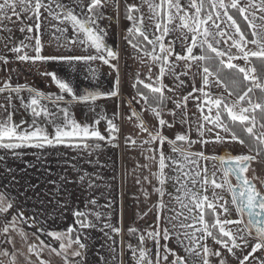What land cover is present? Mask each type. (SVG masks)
I'll list each match as a JSON object with an SVG mask.
<instances>
[{
    "label": "snow or ice",
    "instance_id": "obj_1",
    "mask_svg": "<svg viewBox=\"0 0 264 264\" xmlns=\"http://www.w3.org/2000/svg\"><path fill=\"white\" fill-rule=\"evenodd\" d=\"M109 5L119 11V0H70V3H64L63 0H0V32L8 33L4 47L7 51L15 53L16 59L20 62H31L33 65L57 61L71 66L74 62L89 63L99 60L118 71L116 65L111 63L118 59V55L105 43L104 36L107 32L100 25V21L111 19L105 13ZM145 5L148 8L147 15L142 10ZM124 10L125 19L131 22V27L127 28L131 38H125L138 54V58H147L152 62L148 66L149 74L145 79H140V74H136L137 80L132 85L136 89V96L139 97L136 103L143 101L145 110H150L160 126L155 131L150 130L134 108L128 116L129 120L132 117L136 118L138 121L136 127L140 132L147 133L144 144L149 147L143 148V145H137L132 135L125 136V145L141 147L142 154L151 153L144 155V159L155 163L158 170L152 172L150 164H137V167L148 168L150 175L159 185V187L153 186L154 191L159 195L155 205L157 209L155 229L147 231L146 235L141 233L137 237L139 241L137 246L127 245L134 264H190V257L193 255L200 258L196 264H212L210 258L213 256L218 258V264H229L222 251H214L206 243H202L209 238L238 264H264V255H257L264 253V176L257 174L252 167L257 157L264 156V103L254 102L250 96V93L256 89L264 93V82H261L260 77L256 75V68L253 65L254 60L264 63V0H188L186 7L181 0H159V3L156 0H141L139 5L124 0ZM44 20L55 21L50 23L49 27L53 29L51 35L60 47L66 46L60 43L63 36L67 45L84 46L85 50L94 49L95 54L43 55ZM240 20L244 21L247 29L241 27ZM26 21H34V23ZM16 22L22 25L19 28L21 33L26 31L31 34L25 36V40L34 41V44L20 41L19 46L8 47L13 32V28L8 25ZM69 26L72 30L71 37L64 35L68 32ZM57 33L61 35L58 36ZM176 33L178 35L173 39L172 35ZM177 41L181 45L180 52L175 50ZM29 48L34 55L24 51ZM197 48L200 50L199 53L194 51ZM241 60L244 62L243 65L236 63ZM214 61H218V64L224 68L240 73L243 81L246 82V90L242 94L228 92L229 97L235 96L234 100L223 96L217 97L212 93L213 79L217 86L223 84L218 72L210 70V65ZM0 62L7 65L10 61L7 56L0 55ZM153 66L159 69L154 80ZM195 67H199L202 71H193ZM177 68L181 71L177 72ZM91 73L95 76V69H91ZM40 74L51 78L52 83L59 89L58 94H46L26 85L13 86L10 79L0 82V96L3 97L0 100V109L4 113L3 118H0V149L7 150L15 156L18 149L43 150L64 146L82 149L91 155L100 147L99 143L89 144L91 140L107 141L113 147L118 146L113 142L118 140L122 129L114 119L99 115L93 124H82L73 119L68 107H63L62 104L70 105L76 102L94 105L102 96L119 97V77L116 80V87L108 93L90 91L77 95L71 84L56 73L41 72ZM189 75L193 78V86L191 91L181 97L177 92V89L185 86V81L181 77ZM198 75L201 84L196 87L194 81ZM165 76L175 78L173 87L163 82ZM232 83L237 82L234 80ZM141 85L151 93V96L140 91ZM25 91L29 94L27 100L21 95ZM66 96L71 99H66ZM16 100H19L20 107L32 116V122L26 128L23 127L27 124L26 120H21L20 124L13 120ZM169 100L175 106L173 109H168L169 113L174 118L179 115L181 123L190 126L188 133L177 134L174 140H169L160 130L165 126L169 128L173 126L162 116L167 108L166 101ZM189 100L195 102L199 113L194 121L188 116ZM41 101H47V104ZM52 108L55 111H52ZM114 116L118 117L119 112L114 113ZM41 118L52 126V132L39 126ZM61 118L63 122L59 123ZM101 119L107 122V137L95 126ZM192 123L196 124L198 139L195 140L191 139L190 135ZM237 123L243 127V131L256 146L247 143L236 133L234 125ZM226 142L246 146L249 153L255 151V155L241 153L209 156L205 151H191L194 144H199L203 148L209 143ZM165 143L170 144L171 151L177 155H167L163 150ZM157 152H159L158 159ZM201 161H204L203 165ZM209 161L215 162L211 170L208 168ZM85 180L89 189L98 187L86 172L79 177L80 183H84ZM143 180L151 183L148 176L143 177ZM170 181L174 184L176 194L173 195L171 192L167 194L176 202L178 208H169L163 199L166 194L165 186ZM14 182H16L15 176L3 186L7 188ZM136 183L142 184L143 181L137 178ZM226 194L231 197L230 200L226 198ZM148 195V192H144L145 199ZM17 196H25L27 199L24 192L18 193ZM89 203L95 205L96 200L91 199ZM108 207H111V204ZM165 210L173 212L174 215H163ZM233 211L237 218H233ZM73 215L77 218L78 228L69 226L64 231L37 229L40 234L59 242L58 249L45 240H40L39 245H27L28 253L35 255L39 264H49V261L41 258L45 250L63 255L65 264H79V261L69 260V249H72L70 255L73 258L85 259L82 250L86 245L81 241L80 234L73 236V233H78L82 229L96 228L97 224L93 223L89 216H95L99 221L102 214L76 210ZM144 215L148 213L145 212ZM209 215L212 217L211 222L206 219ZM9 216L11 219L8 218ZM34 220L35 217H29L24 213L7 192H0V256L11 257L7 264H16L15 252H10L2 245L11 244L15 249L11 232L17 230V222L32 226ZM110 220L109 215L108 221ZM162 221L163 227H161ZM168 224H171V229L167 227ZM177 229L184 231L177 232ZM99 230L104 231L107 239L113 241L109 246L112 253L111 264H125L123 258H118L123 256V250L117 251L114 239V236L121 234V228L105 222ZM138 231L136 228L128 229V233L134 236ZM21 235L25 237L27 243L26 234L21 232ZM33 235L36 233L34 232ZM173 236L178 241L181 236L188 241L186 247L181 241L187 256H180L169 248L167 242ZM37 239L40 237L37 236ZM161 239L165 241L163 245L160 243ZM148 240L154 242L155 259L152 250L146 247ZM250 241L254 242L250 243ZM249 248L250 251H247ZM238 251L241 255H237ZM170 256L171 260H169ZM101 260L103 264H109V261L104 260L103 257Z\"/></svg>",
    "mask_w": 264,
    "mask_h": 264
},
{
    "label": "crops",
    "instance_id": "obj_2",
    "mask_svg": "<svg viewBox=\"0 0 264 264\" xmlns=\"http://www.w3.org/2000/svg\"><path fill=\"white\" fill-rule=\"evenodd\" d=\"M63 2L70 3V0H63ZM119 2V11L109 5L105 9V13L107 16H110L111 19L102 20L111 21L109 27H104L107 32V35L104 36V41L118 55L117 60L111 61V63L116 65L118 71L113 70L99 60L89 63L74 62L71 66L68 63L57 61H49L42 65L39 63L33 65L31 62H20L16 59L15 53L7 51L4 47L5 37L8 36V33L0 32V55L7 56L10 61L7 65L0 62V82L10 79L13 86L17 84L26 85L46 94H58L59 89L52 83L51 78L40 74L41 72H54L61 79L69 82L76 94L80 95L90 91L108 93L116 87L117 77H119L120 81L118 85L119 97L102 96L95 101L94 105L92 103L76 102L70 104L81 108L84 107V111L86 110L85 115H89L91 109H96L101 115L107 118L109 116L111 119L113 118L115 120V116L109 114V110L106 106L111 101L114 102V100L117 99V105L119 106L118 126L122 129L118 140L113 142L118 145L117 147H113L112 144L107 141L98 142L91 140L89 144H100V147L94 150L91 155L82 149L77 150L64 146L46 148L43 150L34 148L18 149L16 150L17 155L15 156L7 150L0 149V192H7L24 213L29 217H35L32 226H29L27 223L20 224L17 222V230L11 232V236L15 241V249H13L11 244L2 245V247L7 248L10 252H15L16 264H29V262H31V264H39L37 257L28 253V244L39 245L40 240H45L58 249V241L40 234L37 232V229L44 228L46 231H64L69 226L78 228L76 224L77 218L73 215L76 210L82 212H99L102 214L99 221L96 220L95 216H89V219L97 224L96 228L82 229L78 233H73V236L80 234L81 241L86 245V248L82 250L85 257L83 260L80 257L73 258L70 255L72 249H69V260L74 259L75 261H79V264H103L101 257L111 264L112 253L110 252L109 246L113 244V241L108 240L105 232L99 230L103 227L105 222H110L115 227L121 228L122 230L119 236H114V239L116 241L115 246L117 247V251L123 250V256L118 258H123L125 264H134L132 254L127 250V245L130 243L129 241L125 243L129 238L128 235L130 239L132 238V235L128 233V229L136 228L139 230L135 235V239L137 240V237L141 233L146 235L147 231H151L153 227H156V214L153 218L152 213L148 210L145 224L138 226L137 223L132 221L131 215L127 216L125 205L124 156L126 145L124 138L125 136L132 135L133 139L137 142L141 141L143 143L144 140L147 139V133L140 132L139 128L136 127L138 123L136 118L132 117V119L129 120L128 116L131 115L133 108L136 112H150V110H145L146 106L143 101L136 103L139 97L136 96V89H134L132 85L137 80V73L140 74V79H145L148 76V66L152 62L147 58H138V54L134 52L128 40L125 38L129 37L127 28L131 27V22L125 19L124 0H119ZM128 2H134L139 5L141 0H128ZM156 2L159 3V0H156ZM181 2L186 7L188 0H181ZM142 10L146 15L148 14L146 5ZM45 15L47 14L45 13ZM26 22L34 23V21ZM50 23H55V21L44 20L42 38L44 45L43 55L83 56L95 54L94 49L85 50L84 46L67 45L63 36L61 37L60 43H64L66 46L60 47L57 40L51 35L53 29L49 27ZM240 24L242 28L247 29V25L243 20H240ZM8 26L13 28L11 34L12 40L8 43L9 48L13 45L19 46L20 41L34 44V41L25 40V36L31 35L30 33L26 31L21 33L19 31V28L22 26L20 22L9 24ZM56 35L60 36L61 34L57 33ZM64 35L71 37L72 30L70 26L68 32ZM176 35H178V33L173 34L172 38L174 39ZM221 46L224 47L223 45ZM175 50L177 52L181 51L179 41L176 43ZM24 51L29 55H34L30 48ZM194 51L199 53L200 50L197 48ZM233 51H235V49H233ZM236 63L244 64L242 60L236 61ZM13 69H15V71H12ZM91 69H95V76L92 75ZM158 72V67L153 66V80L158 75ZM170 80L171 76H165L163 82L170 86ZM21 95H23L26 100L29 98L27 91L21 93ZM166 95H170V93H166ZM2 99L3 97L0 96V100ZM66 99L70 100L71 98L66 96ZM129 101H131V107H129ZM41 103L47 104V101H41ZM166 104L167 108L163 113L170 109V100L166 101ZM70 105L62 104L63 107H69ZM49 107L51 108V105H49ZM52 111H55V109L52 108ZM3 115V110L0 109V118H3ZM13 120L17 124H20L21 120H26L27 124L23 125L25 128L32 122V116L28 111L20 107L19 100H16ZM102 122L107 125L106 120L102 119ZM39 126L46 128L48 132L53 131L52 126L42 118L39 121ZM158 127H160L159 124L153 128V131ZM169 145L170 144L163 146V150L167 155H171L172 153ZM157 147H159L158 144ZM156 154L157 157H159V152ZM85 172L98 187L89 189L87 180H85L84 183L79 182V177L84 175ZM13 176H15L16 182L9 184V186L5 188L3 185L8 183ZM61 177L64 179H61ZM165 188L173 193V195L176 194L173 182L170 181ZM20 192L26 193L27 199H25V196H17ZM91 199L96 200L95 205L89 203ZM158 199L159 195L156 193L155 203H157ZM164 201L168 204L169 208H172L175 204V201L172 200L169 195ZM109 204H111V207H108ZM171 214L172 212L167 210L163 213V215ZM109 215L111 216L110 221H108ZM8 218L11 219V216ZM163 226L164 223L162 221L161 227ZM168 228L170 229V227ZM178 230L181 231L183 229H177L176 231L179 232ZM21 232L26 234L27 243L25 242V237L21 235ZM34 232L36 235H33ZM37 236H39L40 239H37ZM131 241L133 240L131 239ZM152 244L154 246L153 241ZM179 247L182 249L180 245ZM154 253L155 249L153 252V259H155ZM183 256H187V254L183 252ZM41 258L49 261V264H65L63 255H56L55 253H50L48 250L42 253ZM9 259H11V257L0 256V262H3V264H7ZM190 264H195L191 257Z\"/></svg>",
    "mask_w": 264,
    "mask_h": 264
},
{
    "label": "rangeland",
    "instance_id": "obj_3",
    "mask_svg": "<svg viewBox=\"0 0 264 264\" xmlns=\"http://www.w3.org/2000/svg\"><path fill=\"white\" fill-rule=\"evenodd\" d=\"M243 65V64H241ZM177 72L181 71V69L177 68L176 69ZM193 71L195 72H200L202 71V69H200L199 67H195L193 69ZM174 77L171 76V80H170V87L174 86ZM181 79H183L185 81V86H183L182 88L177 89L178 95L179 96H184L186 95L189 91H191V88L193 86V78L191 75L189 76H184L181 77ZM195 86L199 87L201 84V78L200 76H196L195 78ZM211 91L212 93L217 96H223L229 100H234V97H229L228 96V92L224 90L223 85L217 86L214 82L213 79V84L211 86ZM170 95H172L170 93ZM169 95V96H170ZM255 102H259L258 100ZM108 108V112L111 115H114V113L119 112L118 111V105H117V99L113 101H111L107 106ZM175 106L174 104L170 101V109H173ZM69 109V113L72 116L73 119H75L77 122H80L82 124H93L94 121L99 118V115H101V113L98 110H92L89 111V115H85L86 110L84 111V107H77L76 105H70L68 107ZM188 116L191 120H195L196 116L199 115L196 106H195V102L192 100H189L188 102ZM137 113H139L140 119L144 121V123L150 128V130L153 131V128L156 127V125L158 124L157 119L151 114V112H142V111H137ZM195 114V115H193ZM86 116V118H85ZM163 118L168 121L169 123H172L173 126L171 128L167 127H163L161 130L162 134L166 137L169 138V140H174L177 134H183V133H188L189 131V124H182L181 123V117L179 115H177L175 118L169 113V111H165L164 113H162ZM119 117V116H118ZM118 117L115 116V123L118 125ZM109 119H111L108 116ZM113 119V118H112ZM174 121V123H173ZM59 123H62V118L58 121ZM99 131L101 132L102 135L106 136L108 135L107 132V125L102 122V119L100 120V123L98 125H95ZM160 128V127H158ZM156 128V129H158ZM155 130V129H154ZM191 139L195 140L198 139L197 137V133H196V124L192 123L191 124ZM221 135H225L224 133H221ZM143 141V140H142ZM137 145H143V148H147L149 147V145L144 144L141 141L137 142ZM168 143H165L163 146H167ZM171 148V145H169ZM191 151L195 152V151H205L206 155L209 156H214V155H224V154H232V155H236V154H251V155H255V152L253 151L252 153H249L248 148L246 146H241L239 144H236L235 142H231V143H209L208 145L204 146L203 148H201V146L199 144H194L191 148ZM144 155H151V153H144L142 154V148L138 147V146H134V147H127L126 146V152H125V156H124V175H125V205H126V209H127V216L131 215V219L132 221H134L135 223L138 224V226H142L145 224L146 222V216L144 215L145 212L148 213V210L151 209L150 213H152L153 218L157 212V209L155 208V200H156V192L154 191V187H159L158 182L156 181V179L154 177H152L149 173L148 168H139L137 167V164L139 165H144V164H150L151 166V171L152 172H156L157 169V165L153 162H149L146 161L144 159ZM172 156H175L177 154L175 153H171ZM157 156V154H156ZM158 159V157H157ZM213 163H215L214 161H209L208 162V168L211 170L212 169V165ZM204 164V161H201V165ZM254 167H256V169L258 171H261L263 173L264 171V162H262L258 157L256 158V162L253 164ZM219 175V174H218ZM148 176L151 183H149L148 181H144L143 177ZM140 178L143 183L142 184H137L136 183V179ZM144 192H148L149 195L147 197V199H145L144 196ZM170 191H168L165 188V196H164V200H166V198L168 197V194ZM226 198L227 199H231L230 196H228L226 194ZM173 207L178 208L179 206L176 204H174ZM171 215H174V213L172 212ZM233 218H237L235 212L233 211ZM168 227H170L171 229V224L168 225ZM230 227H234V226H230ZM155 227H153L154 230ZM179 231V230H178ZM183 230L179 231L182 232ZM199 235V234H198ZM128 239L125 241V243H129L133 245V247H135L134 243H137L139 241H131L130 236L128 235ZM138 240V239H137ZM181 241H183L184 246H188V241L186 239H184L183 236L180 237V240L178 241L175 236H173L167 243L169 248H171L173 251H176L178 255L183 256V252H185L184 247L181 246ZM254 242V241H250ZM161 245H163L165 243V241L161 240L160 241ZM202 243H206L209 247H211L214 251L215 250H220L223 252V255L227 258L229 264H238V262L233 259L230 255H228V253L223 250L220 249L219 245H216L213 243V241L209 238L205 241H203ZM179 245L182 247V249L179 247ZM146 247L151 249L152 252H154L155 247L152 244L151 240L146 241ZM247 251H250V248L247 249ZM161 253L163 254V248H161ZM186 253V252H185ZM187 254V253H186ZM237 255H241V253L238 251ZM257 255H264V253H258ZM155 258V256H154ZM172 257H169V260H171ZM191 259L195 262L198 261L200 258L196 257L195 255L191 256ZM211 262L212 264H218V258L216 257H211Z\"/></svg>",
    "mask_w": 264,
    "mask_h": 264
},
{
    "label": "trees",
    "instance_id": "obj_4",
    "mask_svg": "<svg viewBox=\"0 0 264 264\" xmlns=\"http://www.w3.org/2000/svg\"><path fill=\"white\" fill-rule=\"evenodd\" d=\"M209 55H213L212 53H209ZM253 65L256 68V75H258L261 79V82H264V63H261L259 61L254 60ZM210 70L213 72H218L220 79L223 82L224 90L229 92L233 91L237 94H242L244 90H246V82L243 81L242 75L235 70H229L227 68H224L223 66H220L218 64V61H214L210 65ZM236 81V84H233L232 81ZM140 91L145 92L147 95L151 96V93L148 92V90L144 89L142 86H140ZM250 96L252 97L253 101L255 100L264 103V93L260 92L259 89L254 90L253 93H250ZM235 98V96H233ZM257 115L260 116V113L257 112ZM234 130L236 133L241 136L247 143L255 145V142L243 131V127L237 123L234 125ZM255 152V151H254ZM262 162H264V156L258 157ZM206 219L211 222L212 217L209 215L206 217ZM133 241H138L135 239V236L132 235L131 238ZM139 243V242H138Z\"/></svg>",
    "mask_w": 264,
    "mask_h": 264
},
{
    "label": "built area",
    "instance_id": "obj_5",
    "mask_svg": "<svg viewBox=\"0 0 264 264\" xmlns=\"http://www.w3.org/2000/svg\"><path fill=\"white\" fill-rule=\"evenodd\" d=\"M101 27H109L111 25V21L107 20V21H102L100 22ZM135 246H137V243H134Z\"/></svg>",
    "mask_w": 264,
    "mask_h": 264
},
{
    "label": "flooded vegetation",
    "instance_id": "obj_6",
    "mask_svg": "<svg viewBox=\"0 0 264 264\" xmlns=\"http://www.w3.org/2000/svg\"><path fill=\"white\" fill-rule=\"evenodd\" d=\"M256 162V160L255 161H253V164ZM252 167L256 170V173L257 174H259V175H261V176H264V171H263V173L261 172V171H258L257 169H256V167H254L253 165H252ZM233 182H234V180H233ZM246 219V218H245Z\"/></svg>",
    "mask_w": 264,
    "mask_h": 264
}]
</instances>
